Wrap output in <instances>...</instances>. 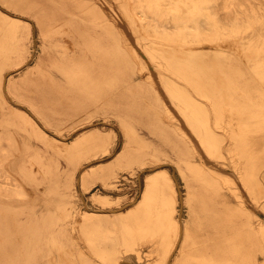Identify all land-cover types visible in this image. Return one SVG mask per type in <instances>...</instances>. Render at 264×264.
<instances>
[{"label": "rangeland", "instance_id": "374dc122", "mask_svg": "<svg viewBox=\"0 0 264 264\" xmlns=\"http://www.w3.org/2000/svg\"><path fill=\"white\" fill-rule=\"evenodd\" d=\"M42 1L0 0V77L4 74L6 79L11 65L23 60L25 66L12 80L19 83L27 76L31 80V95L21 89L20 101L4 100L0 91V130L19 133L33 153V169L39 177H45L42 166L52 172L60 167L66 174L60 191L54 193L50 182L45 184L50 200L36 208L33 221L13 205H9L8 212L0 207V264H104L79 230L80 212L112 210L125 217L141 199L147 176L163 169L175 180L178 203L173 217L184 218L189 229L172 264H256L257 256L264 255V76L260 69L264 53L256 55L255 50L233 40H223V46L214 42L195 48L199 54L189 56L153 43L137 14L146 0H69L76 17L57 24L51 19L55 6L40 5ZM160 1L175 7L186 5L185 0ZM41 8L46 11L41 12ZM43 50L50 61L44 66L49 68L47 72L38 67ZM30 58L33 60L28 64ZM187 58L193 61L187 62ZM219 61L233 63L243 73L242 89L232 90L231 99L225 93L226 80L217 66ZM205 62L216 65L204 69ZM66 67L77 68L78 72L74 70L66 79ZM188 67L202 69L201 78L187 77ZM208 88L213 104L195 117L204 124L192 128L200 134H207L209 126L219 131L213 143L220 146L209 161L201 155H187L188 150L178 144L175 133L163 127L158 118V109L167 104L165 98L171 96L174 107H178L175 110L180 112L183 94L191 110L196 104L193 97L207 100L204 93ZM164 89L170 95L164 94ZM78 90L83 97L95 98L96 106L77 111L74 98ZM36 96L41 99L39 105L52 112L48 124L25 100ZM26 115H31L39 127L27 122ZM166 116H171L167 121H176L175 114ZM222 119L229 128L223 135L225 129L216 124ZM99 129L104 132L103 139L84 140L71 148L69 143L79 134ZM68 147L74 150L68 151ZM121 152L127 155L121 156ZM224 166L241 175L237 178L247 198ZM93 167L105 169V176L92 175L89 181L95 185L85 189L81 179ZM64 193L70 197L69 202L63 201ZM96 193L109 195L110 199L100 200ZM151 205L153 213L140 214L133 221L125 218L131 227L128 234L137 243L129 248L121 264H152L163 257L167 237L156 216L157 205ZM117 230L123 238L128 229L120 224ZM60 242L65 246L61 247ZM136 248L141 250L142 258Z\"/></svg>", "mask_w": 264, "mask_h": 264}, {"label": "bare ground", "instance_id": "6f19581e", "mask_svg": "<svg viewBox=\"0 0 264 264\" xmlns=\"http://www.w3.org/2000/svg\"><path fill=\"white\" fill-rule=\"evenodd\" d=\"M187 2H190V3L187 4ZM47 3L48 4L53 3V5L55 6V8H54L55 13H53V14L51 13L52 14L51 19L53 21H56V22L63 21V20L69 21V20L74 19V18H72L73 15H74V17H76L75 14H73L74 12L72 10V6H71V3L69 0H43L40 5H47ZM185 3H186L185 6L175 7L172 4L171 5H165L160 0H146V2L144 4H142L143 7L138 8L139 11H137V14L141 18V22L144 23V25L146 24L144 26L143 30L147 33V36H149L150 38L153 39V41H154L153 43L159 44L160 46H163V47H169L171 49L179 50V52H182V53L187 54V55L188 54L189 55H196L199 53H195V51H194L195 48H198V47L200 48L202 46H206L207 44H211L214 42H216L218 46H220V45L223 46V40H231V41L233 40L237 45L242 46L243 48L248 47L251 50L252 49L255 50L257 53L256 55H258L262 52L264 53V0H185ZM40 11L45 12L46 10L44 8H41ZM145 21H146V23H145ZM27 27H28V31L30 34L31 33L30 31L32 30L31 24L28 23ZM14 28L16 29V27H14ZM107 30H109V29H107ZM98 38H100V36H98ZM28 39H29V37H28ZM50 42H51V40H50ZM130 43L131 42H129V44ZM123 44H124V42H123ZM233 46H235V45H233ZM128 47H130V46L128 45ZM33 51H34V49H33ZM42 52L43 53L39 57L40 63H38L39 64L38 67L42 68L44 71L47 72L48 71L47 69H49V68H45L44 66H45V63L49 64L50 61L48 62L47 57H45V51L43 50ZM133 52H134V50H133ZM138 52L139 51H137V53ZM172 53L175 54V53H177V51H174ZM32 54H33V52H32ZM140 54L142 55L141 52H140ZM234 57H236V56H234ZM242 59H243V57H242ZM32 60L33 59L30 58L28 60V64ZM189 61H193V59L187 58V62H189ZM183 62H185V61H183ZM54 63L55 62H53V64ZM245 63H246V61H245ZM26 64H27V62H26ZM232 64L225 65L221 61L217 62V66L221 70L222 76L226 80V84H225L224 88H225V90L227 88V90H226V92L225 91L224 92L226 93V95L229 96L230 99L233 97L232 90L242 89L241 84H242V79H243V73L240 71L241 68L239 69V71H237L238 69L235 68V66ZM211 65L215 66L216 62L214 64H212L210 62H205V65L203 64L202 67L204 69L205 68L207 69L208 68L207 66H211ZM24 66H25V63L23 60L16 62L15 64H12L11 65L12 69H11V72L9 73V80L7 82H6L4 74L0 77L1 97H3L4 100L14 101L16 99L17 101H20L21 99L18 97H20V95H21V93H20L21 89H23V91L26 93H29V94L31 93V89H30L31 80L29 79V76H27V78H25L24 80H22L19 83H18V81L12 80L13 77L15 76V74L18 73L19 71H21V70H19V68L24 67ZM57 67H59V66H57ZM66 69H67V70H65L66 72H64L66 79H68L70 77V75L73 73L74 70H76L75 73L78 72L77 68H74V67H72L71 70H69V68H67V67H66ZM260 69H261V75L264 76V65H261ZM201 70L202 69L197 70L194 67H188L187 68V74H188L187 77L195 78L194 76H196L200 79L201 74H202L200 72ZM135 80H137V79L135 78ZM248 82L250 83V81H248ZM188 84H191V83L188 82ZM153 85H155V84H153ZM252 85H254V83ZM248 86L250 89L249 84H248ZM89 87H88V89H89L88 93L91 94L90 93L91 87L90 88ZM210 87H212V86H210ZM194 89H196V88H194ZM196 90L198 91V89H196ZM80 91L81 90H78V93L77 92L74 93V94L77 93L75 95V98H74L76 101V105H77L76 110L78 111L82 107H85L88 109L95 107L96 106L95 105V98H92L89 95H88V97H83L79 94ZM37 92H38V88H37ZM163 93L169 94V92L166 91L165 89H164ZM214 93H217V91L214 90ZM29 94H26V96H28ZM211 94H212V91L208 88V91L206 93H204V96L207 98V100H204L205 102L204 101L201 102L199 99L197 100L195 97H193L196 101V104L193 107H191V110L188 109V104H187L188 100L185 99L186 96H184L182 94V100H183L182 106H184V107L178 109V110H180V112L175 110L178 107L177 108L174 107V104L172 103L173 101H172L171 96L170 97L167 96L168 98L164 99L167 103L165 105V108L164 109H158V118H159L162 126L167 128V129L170 128L171 130H173L176 133L177 137L186 145V146H183V148H186L188 150L187 152L185 150L186 154L192 155V156L198 155V157H199V155H201V157H200L201 159L203 157L205 160L208 159V161H209L210 157L215 153L218 146H220L216 143H213L214 139L218 140L216 132L218 134L219 131L215 130L214 128L212 130L209 126L207 134H205V133L200 134L198 131L196 132L192 127L194 125H197V124L198 125L201 124V126L204 124L202 120L196 119L195 117H198L200 114H202L208 110V108H207L208 104L212 103V95ZM214 98H219V97L215 96ZM233 99H236V101H237L235 94H234ZM25 100L28 101L29 103H31L30 105H32V107L34 109H36V112L41 113V114L39 113V115L42 116V118L44 119V121L47 124L50 123L49 119H51L50 116H51L52 112L49 108L39 105V102L41 101V99H38L36 96L35 98L26 97ZM233 101H234V103H236L235 100H233ZM189 107H190V104H189ZM167 113H169V115L175 114L176 115V119H175L176 121L175 122L169 121L170 120L169 118H171V116L167 117L166 116ZM185 116H186V118H185ZM167 118L169 119L168 121H167ZM117 121H119V120H117ZM208 124L209 123H207L206 125L208 126ZM216 124H217V127L225 129V130L223 129L224 132L221 131L222 135L227 134L229 132L227 121H225V119H222L220 121L217 120ZM203 128H204V126H203ZM92 134L94 136H92ZM103 134H104V132H102L100 130H96L94 132L93 131L87 132V133L83 134L81 137L74 140L70 146H71V148H73L75 146H80L84 140H89V139H91V140L99 139L98 141H100L104 137ZM227 140H229V139H227ZM18 150H20V146L18 145V140L16 139V137L11 136V137L6 139L4 137L3 129L0 130V203L5 204L7 206H9V205L15 206L17 208V210L24 213V217L28 218L29 221H31V220L33 221V218L36 215V208L41 203H43L47 200L48 201L50 200V198H49V192L50 191L45 190V188H46L45 184L47 182H50V185H51L50 188H51L52 192H54V193L57 190L60 191L61 186H63L66 171L59 167L57 172H52L51 168H49V170H47L44 168L45 166L41 165L42 169H44L45 177H43V178L39 177V174L35 173V171L33 169L34 165L24 162V155L18 153ZM67 150L73 151L74 149L70 150V147H68ZM235 152H237V150ZM152 153H153V151H152ZM31 155H33V154H31ZM126 155L127 154H125V152H121V156H126ZM216 156H218V155H216ZM239 160L240 159H238V161ZM261 160H262V157H261ZM199 161H200V159H199ZM132 163H133V160H132ZM231 164H232V162H231ZM214 165H216L215 162H214ZM224 165H226V164H224ZM96 168L97 167H93L84 173V175L81 179V182L83 183V186L85 189H90L92 186L95 185V184H90V181H89V178L92 175L105 176V169L101 171V168L100 169H96ZM191 168H192V166H191ZM210 168H211V166H210ZM207 170H208V168H207ZM224 170L226 172H229L231 175H233V180L236 179L235 181L236 182L238 181L237 184L239 185V188L242 191V195H244L247 198V192H246V190L244 191L243 184L241 182L239 183V180L237 178V176H239V175H237L233 170H231L228 167L227 168L225 167ZM221 177L219 176V178H221ZM239 177H241V175ZM253 177H255V176L253 175ZM72 178L74 179V177H72ZM200 178H204V177H200ZM228 179H230V178H228ZM116 181H118V180H116ZM146 182H147V184H146V187L143 191L142 199L140 201H138V204L135 207H132V208H130V210H128L129 214L127 213L128 215H126L125 217H119L117 215V213L113 212L112 210L87 209V210H82L80 212L81 217H80V221H79V228H80L79 230H80L84 240L89 242V248L91 249V251L96 253L101 258V260L104 264H106V263L107 264H121L122 260L124 259L126 252L128 253V251L130 250L129 248L135 247L137 240L132 239L130 237V235L128 234L131 232V227L129 226L130 225L129 223L125 222V218L126 219L128 218L127 220L133 221L140 214L146 215L149 213H153V211L151 210L152 209L151 204H153V203L157 205L156 210H155L156 216L158 217V222L160 224L161 230L163 232H165L164 236L167 237V239L165 238V241H167V242H166L165 252L163 254V257L161 259L160 258L157 259L152 264H166L167 261H168V264H172L173 263L172 259L174 256H176L175 254L180 253V251L182 250V248L180 247V244L182 243V240H184L185 235L187 234L189 229H188V225H187L184 218L179 220V218L174 219V217H173V211L177 210V203H178L177 190L175 187V180H174L173 176L169 173V171L167 169H163V170L157 171L156 173L149 174L147 176ZM209 187H211V186H209ZM194 192H196V191H194ZM234 192L235 191H233V193ZM229 194H230V192H229ZM94 195L96 198H98L100 200L110 199L109 195H103L100 193H96ZM248 196H250V195H248ZM63 199H64L63 201L66 203V202H69V201H67V199H70V197L64 193ZM241 206H243V204H241ZM250 211H252V210H250ZM197 212H199V211H197ZM254 213H256V212H254ZM256 216H257V214H256ZM262 223L263 222H261V224ZM120 224H124V227L126 229H128L126 231V234L125 235L123 234V236H124V237L122 236L123 238H121L119 235H117L118 234L117 226H119ZM259 227H260V225H259ZM10 228H11V226H10ZM53 241H55V243H57L55 238H53ZM197 243H198V241H197ZM59 245L61 247L65 246V244L63 242H60ZM137 252L139 254L138 257L142 258V256L140 255L141 250H139V248L137 249ZM80 253L83 254L84 251L80 250ZM60 257H62V256H60ZM130 259H131V257H130ZM90 264H95V263L91 262Z\"/></svg>", "mask_w": 264, "mask_h": 264}, {"label": "crops", "instance_id": "0c3cea01", "mask_svg": "<svg viewBox=\"0 0 264 264\" xmlns=\"http://www.w3.org/2000/svg\"><path fill=\"white\" fill-rule=\"evenodd\" d=\"M35 13H37L36 15H38L39 16V19L40 18H42V15L40 16L39 14H38V11H34ZM55 23L57 24L58 22H56L55 21ZM31 24V23H30ZM32 31V30H31ZM30 31V32H31ZM30 63H32V61L30 62ZM29 63V64H30ZM22 68L23 67H21V68H19V70H22ZM9 80V75H7V77H6V82ZM10 101H12V100H10ZM17 100L15 99L14 101H12V102H16ZM40 117V119L42 120V121H44V119L42 118V116H39ZM25 118H26V120H27V122H29L31 125H33L35 128H37V127H39V125H38V123H37V121L31 116V115H26L25 116ZM45 122V121H44ZM46 123V122H45ZM47 124V123H46ZM17 125L19 126V127H22V123L21 122H18L17 123ZM92 130H95V129H92ZM100 130V129H99ZM168 130H170V131H172V132H174L173 130H171L170 128L168 129ZM4 131V137L7 139V138H9V137H11V136H14V137H16V139L18 140V145L20 146V150H18V153H20V154H23L24 155V162H26V163H28V164H32V165H34V163H33V155H31V154H33L32 153V151H30L29 149H28V147H26L27 145H26V143H24L23 141H22V139H21V136L19 135V133L18 132H16V131H5V130H3ZM26 131V133L28 132L27 130H25ZM91 130H89V131H86V132H82L81 134H79L76 138H74L73 140H72V142L74 141V140H76L77 138H79V137H81L83 134H85V133H87V132H90ZM175 133V132H174ZM28 134V133H27ZM175 136H176V139H177V141H178V144L180 145V146H186L178 137H177V135H176V133H175ZM56 140H59V139H56ZM60 141V140H59ZM72 142H70L69 144H71ZM143 196V195H142ZM141 199H142V197H141ZM140 199V200H141ZM139 200V201H140ZM2 203H0V207L3 209V211L4 212H8V211H10L9 210V207L10 206H7V205H5V204H2Z\"/></svg>", "mask_w": 264, "mask_h": 264}, {"label": "snow or ice", "instance_id": "6c2138e0", "mask_svg": "<svg viewBox=\"0 0 264 264\" xmlns=\"http://www.w3.org/2000/svg\"><path fill=\"white\" fill-rule=\"evenodd\" d=\"M256 264H264V255H258L257 256Z\"/></svg>", "mask_w": 264, "mask_h": 264}]
</instances>
